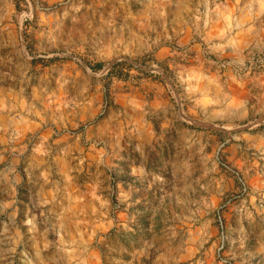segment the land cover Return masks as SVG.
Here are the masks:
<instances>
[{"label":"rangeland","instance_id":"1","mask_svg":"<svg viewBox=\"0 0 264 264\" xmlns=\"http://www.w3.org/2000/svg\"><path fill=\"white\" fill-rule=\"evenodd\" d=\"M0 264H264V0H0Z\"/></svg>","mask_w":264,"mask_h":264}]
</instances>
